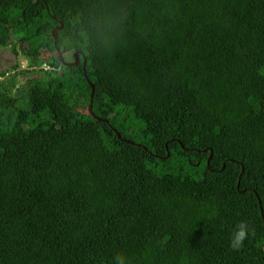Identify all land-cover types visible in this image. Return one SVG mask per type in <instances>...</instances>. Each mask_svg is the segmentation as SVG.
Masks as SVG:
<instances>
[{
    "label": "trees",
    "instance_id": "16d2710c",
    "mask_svg": "<svg viewBox=\"0 0 264 264\" xmlns=\"http://www.w3.org/2000/svg\"><path fill=\"white\" fill-rule=\"evenodd\" d=\"M14 41L0 264H264V0H0Z\"/></svg>",
    "mask_w": 264,
    "mask_h": 264
},
{
    "label": "rangeland",
    "instance_id": "374dc122",
    "mask_svg": "<svg viewBox=\"0 0 264 264\" xmlns=\"http://www.w3.org/2000/svg\"><path fill=\"white\" fill-rule=\"evenodd\" d=\"M48 60V54H42L39 57V61L43 62L41 69L50 71ZM29 65L30 61L25 57L24 52L16 41L12 45L9 44V46L0 49V83L9 85L11 80H16L18 85H23L28 79L44 77L41 74L23 76L22 73L29 70ZM37 70L39 71L40 68L38 67Z\"/></svg>",
    "mask_w": 264,
    "mask_h": 264
},
{
    "label": "clouds",
    "instance_id": "9594fccd",
    "mask_svg": "<svg viewBox=\"0 0 264 264\" xmlns=\"http://www.w3.org/2000/svg\"><path fill=\"white\" fill-rule=\"evenodd\" d=\"M210 158V157H209ZM209 160V159H208ZM208 162V161H207ZM211 162V161H210ZM209 168V167H207ZM224 169V167H223ZM244 168H242L243 170ZM245 172V170H244ZM242 175V174H241ZM239 185V183H238ZM238 188V186H237ZM239 189V188H238ZM256 192L254 191V194ZM256 195V194H255ZM249 226L247 225L246 222H240L237 225L236 230L233 232L232 239H231V247L234 250H239L241 247H243L244 241L248 238L249 236ZM116 264H125L124 259L122 257H117L116 258Z\"/></svg>",
    "mask_w": 264,
    "mask_h": 264
},
{
    "label": "water",
    "instance_id": "95a60500",
    "mask_svg": "<svg viewBox=\"0 0 264 264\" xmlns=\"http://www.w3.org/2000/svg\"><path fill=\"white\" fill-rule=\"evenodd\" d=\"M58 53H59V56H60V59H61V63L63 64V65H67V66H71V64H67V63H65V61H64V58H63V56L60 54V52H59V50H58ZM75 59H76V63H74V65H77L78 63H79V54H76L75 55ZM86 65V62H84V66ZM91 85V87H92V89L94 88L93 86H92V84H90ZM94 90H93V93H92V96H91V104H90V113L92 114V106H93V98H94ZM206 152V151H205ZM212 157H213V154L211 153V155H210V158H209V160H208V162H207V167H209V163H210V161H211V159H212ZM225 168V167H224ZM244 174V169L242 170V175ZM241 175V176H242ZM238 188H239V185H238ZM256 194V193H255ZM256 196H257V194H256Z\"/></svg>",
    "mask_w": 264,
    "mask_h": 264
}]
</instances>
